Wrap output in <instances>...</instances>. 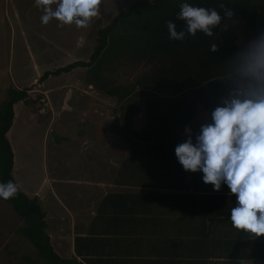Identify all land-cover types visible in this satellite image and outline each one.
I'll return each mask as SVG.
<instances>
[{
  "label": "rangeland",
  "instance_id": "1",
  "mask_svg": "<svg viewBox=\"0 0 264 264\" xmlns=\"http://www.w3.org/2000/svg\"><path fill=\"white\" fill-rule=\"evenodd\" d=\"M135 1L102 0L100 14L87 27L78 28L74 23L59 27L60 22L55 18L47 25L42 24V9L35 6V0H0V107L8 98L10 87L31 88L28 102L15 103L13 125L6 134L15 152L12 174L22 191L31 197L37 196V191L47 194V200L55 209H58L59 202L64 204V199L55 191L57 163L62 165L58 169L64 167L67 175L73 166L79 168L89 164L90 160L86 159L82 149H94L99 153L116 148L125 149L127 153L133 148L134 151L141 149V144H133L139 139L123 127L121 120L136 96L140 100V111L133 115L130 130L140 133L151 119L147 104L150 94H158L165 101L153 105L151 112L164 116L169 110L174 113L172 120H160L166 122L165 127L159 124L163 129L149 138H158L162 142L160 146H151L152 142H149L145 149H153L159 155L168 154L180 143L176 132L182 135V142L187 139L186 126H190L195 142L200 126L211 122L212 110L235 86L237 53L261 33L246 28L243 15L237 13L228 17L216 33L222 43L224 35H236L235 43L241 48L233 55L222 49L218 39L212 38L209 42L189 36L191 39L185 40L186 43L172 45L170 50L163 51L164 44H158L149 35L146 29L149 25L141 23L142 32L137 29L139 22L133 23L130 19L115 28L95 65L54 73L77 60H90L98 43V29L107 26ZM176 3L177 0L166 5L164 12L167 16L174 14ZM157 25L154 24V28ZM213 43L219 46L216 52L209 50ZM198 54L204 58L199 60ZM48 72L50 75L42 78ZM112 89L117 90L114 91L116 95L108 93ZM142 90L145 93L142 94ZM127 91L132 93L120 99L118 92ZM45 95L49 96L50 104L39 101ZM71 104L75 107L73 111L69 109ZM191 104L193 115L184 122L188 115L184 107L189 108ZM97 117H103L109 123L108 133H114L116 137H109V140L86 149L82 141L73 143L65 139L63 143L65 133L73 138L77 131L99 132L100 128L97 131L88 126ZM77 118V128L76 125L71 129L64 127ZM118 118V129L113 125L110 127ZM162 139L170 142L169 145L166 146ZM154 158L149 154L142 157L141 162H155ZM39 200L42 206L46 204L43 198ZM53 208L46 206L49 212L47 232L52 245L60 256L75 258L71 250V230H67L65 223L57 224ZM23 226L24 220L13 206L0 198V264H46L21 231Z\"/></svg>",
  "mask_w": 264,
  "mask_h": 264
},
{
  "label": "crops",
  "instance_id": "2",
  "mask_svg": "<svg viewBox=\"0 0 264 264\" xmlns=\"http://www.w3.org/2000/svg\"><path fill=\"white\" fill-rule=\"evenodd\" d=\"M88 126L100 131H77L73 138L65 133L63 143L82 141L86 149L116 137L108 133L109 123L103 117ZM81 152L90 160L86 166H73L67 175L58 163L54 169L55 191L65 205L59 202L55 209L47 194L37 191L46 202L40 205L47 224L46 206L56 211L57 224L65 223L71 230V250L79 260L76 237L101 234L112 238L108 252L124 264H238V258L264 264V235L251 237L232 226L236 195L230 194L226 183L215 191L203 181L202 172L185 171L175 150L165 155L153 149ZM149 154L155 162L142 163Z\"/></svg>",
  "mask_w": 264,
  "mask_h": 264
},
{
  "label": "clouds",
  "instance_id": "3",
  "mask_svg": "<svg viewBox=\"0 0 264 264\" xmlns=\"http://www.w3.org/2000/svg\"><path fill=\"white\" fill-rule=\"evenodd\" d=\"M102 0H35L42 9L41 23L47 25L53 18L60 24H75L85 28L100 14ZM55 5V8L52 6ZM224 15L234 13L220 3ZM177 19L185 21V28L166 21L168 38L184 41L200 31L213 36L223 17L215 8L194 5L188 0L179 4ZM219 46L211 44L210 51ZM235 86L211 112V122L200 126L195 136L190 126L185 127L187 139L176 145L175 154L185 171L203 173V181L212 184L215 191L226 183L230 194L236 195V206L231 208L230 220L235 229L251 237L264 235V32L258 33L236 55ZM18 182H0V198L11 199L19 194ZM238 264H247L238 258Z\"/></svg>",
  "mask_w": 264,
  "mask_h": 264
},
{
  "label": "trees",
  "instance_id": "4",
  "mask_svg": "<svg viewBox=\"0 0 264 264\" xmlns=\"http://www.w3.org/2000/svg\"><path fill=\"white\" fill-rule=\"evenodd\" d=\"M175 0H136L133 2L128 8L122 10L118 13L113 20L107 25L102 26L98 29V43L95 46L94 52L91 54L90 60H77L73 63H70L64 67L58 69L59 73L62 71H69L71 69L83 66H93L96 64L98 58L102 55L103 51L108 45L109 38L114 32L115 28L122 22L129 21L132 19L133 23L139 22V26L137 29L140 31H144L140 26L141 23H146L149 25L146 29L151 37H154V41L157 40L158 44H164L161 48L163 51H168L171 49L172 45H180L186 42L184 41H172L168 38V32L166 27V21L172 20L177 25V30L180 31L185 28V21L177 19V13L179 12V4L182 0H177L175 6H173L174 14L169 17L164 12L166 9V5L170 2H174ZM188 2L212 8L215 7L223 17L221 24L214 29V35L209 37L204 35L202 32L198 31L195 37L189 35L192 38H202L206 41H211L212 38H216V33L220 30L221 25L228 18L224 15V10L220 8V3H224L227 5L229 9L232 10L234 14L241 13L245 20V26L248 29H253L255 31H263L264 32V0H188ZM158 24L157 28H154V24ZM186 40H188V38ZM224 41L222 44L223 50H228L231 55L234 54L241 47L235 43L236 35L231 33L229 35L223 36ZM191 39V38H189ZM190 44V43H189ZM204 57L198 54V59L201 60ZM236 59V57H235ZM196 64V63H195ZM204 65V61H202ZM50 72L44 74L43 77H48ZM102 87V86H101ZM189 87V86H188ZM31 88L28 89H17L14 87H10L8 90V98L3 102L2 107H0V182H7L8 180H13L17 182L12 174L13 166H14V153L11 146L10 141L7 138V132L13 125V120L15 116L14 105L18 101H29V94ZM178 89V88H177ZM130 90V88H129ZM114 91L117 90H109L108 93L114 94ZM119 93V98L123 99L127 95H130L132 92L129 91L125 93ZM141 93H145L144 90ZM141 94V95H142ZM198 94V93H194ZM116 95V93L114 94ZM147 104L148 110L151 114V119L147 122L146 127L139 133L138 131L130 130V123L132 121V117L134 114L140 111V100L138 97H135V100L132 104L127 106L126 114L121 117L123 122V127L130 131V133L135 136L139 141L135 140L133 144H141V149L144 150L145 146L148 145L149 142H152L151 146H160L161 141L156 139H149L151 135L155 136V132L159 133L165 127V121H160L163 119L172 120L174 113L172 110H169L166 116L161 113H153L151 112L153 105L165 102L162 97H159L158 94H150L147 96ZM190 98V97H189ZM192 100V98H191ZM211 105V104H210ZM188 111L187 118L184 120H189L193 115V104L189 106V108L184 107ZM120 118L115 119L113 122V126L118 129V123ZM166 120V121H167ZM163 124V128H160L158 125ZM149 135V137H148ZM178 135V134H177ZM180 136V135H179ZM163 140V139H162ZM166 146L169 145L170 142H167ZM182 142V136H180V143ZM146 143V144H145ZM164 144V143H163ZM133 152L134 148L132 149ZM152 150V149H151ZM134 155V153H132ZM4 200V199H3ZM10 203L13 206L15 212L21 216L24 220V226L21 231L23 234L34 244L37 248L40 256L46 261V264H124L125 261L120 260L117 256H112L108 252L109 242L112 238L110 237H102L101 234L97 235H87V236H77L75 240V250L77 256L81 258L79 260L77 257L75 258H64L60 256L54 249L52 245V241L49 233L47 232V220H46V212L42 208L39 202V198L37 196L31 197L26 192L20 189L19 194L11 199L4 200ZM116 243V240L114 241ZM32 263V262H30Z\"/></svg>",
  "mask_w": 264,
  "mask_h": 264
},
{
  "label": "flooded vegetation",
  "instance_id": "5",
  "mask_svg": "<svg viewBox=\"0 0 264 264\" xmlns=\"http://www.w3.org/2000/svg\"><path fill=\"white\" fill-rule=\"evenodd\" d=\"M97 110V109H96ZM102 113H104V112H102ZM139 113V112H138ZM92 114H95L94 112H92ZM104 114H108V113H104ZM137 114V113H136ZM96 115V114H95ZM80 120V119H79ZM78 123V118L76 119V120H71V122H68L67 124H66V128H68V129H71L70 127H73V125H76V128H77V124ZM73 130V129H72ZM74 133V132H73ZM73 133H71V134H73ZM67 134V133H66Z\"/></svg>",
  "mask_w": 264,
  "mask_h": 264
},
{
  "label": "built area",
  "instance_id": "6",
  "mask_svg": "<svg viewBox=\"0 0 264 264\" xmlns=\"http://www.w3.org/2000/svg\"><path fill=\"white\" fill-rule=\"evenodd\" d=\"M39 101L42 102V103H44V105L50 104V99H49V96L48 95L41 96V98L39 99Z\"/></svg>",
  "mask_w": 264,
  "mask_h": 264
}]
</instances>
